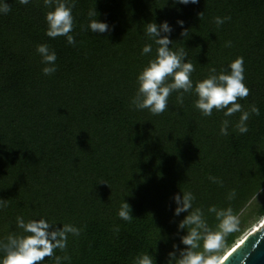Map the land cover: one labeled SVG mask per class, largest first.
<instances>
[{"label": "trees", "instance_id": "16d2710c", "mask_svg": "<svg viewBox=\"0 0 264 264\" xmlns=\"http://www.w3.org/2000/svg\"><path fill=\"white\" fill-rule=\"evenodd\" d=\"M8 3L11 11L0 15V200L6 203L0 240L29 235L16 227V217L44 218L53 224L50 230L73 224L82 232L69 235L67 248L56 249L43 264H55L57 256L68 257L62 264H132L147 251L156 264H165L173 244L184 247L179 237L186 232L177 226L187 213L173 215L172 197L180 191L193 193V209L201 208L212 228L210 206L233 208L239 230L225 238L224 248L264 215V199L258 202L264 196V0L187 6L172 0H76L70 33L75 46L46 35L45 15L52 9L43 0ZM94 8L111 26L109 33L86 30ZM216 17L231 19L218 27ZM163 21L174 29L169 47L183 48L195 68L194 84L210 69L219 73L243 58L249 96L238 103L259 110L250 116L247 134L234 130L240 113L202 116L194 94H184L180 104L179 93H172L160 115L133 109L136 77L157 47L144 34L147 23ZM184 30L189 36L181 35ZM41 44L57 56L51 76L43 74L46 65L36 53ZM146 44L153 47L147 56L141 54ZM225 119L231 122L227 136L220 134ZM233 189L236 198L228 201ZM124 200L132 208L131 222L117 215Z\"/></svg>", "mask_w": 264, "mask_h": 264}, {"label": "clouds", "instance_id": "9594fccd", "mask_svg": "<svg viewBox=\"0 0 264 264\" xmlns=\"http://www.w3.org/2000/svg\"><path fill=\"white\" fill-rule=\"evenodd\" d=\"M32 0H19L20 4L28 5ZM199 0H172L173 5L198 4ZM44 7L52 9L45 15L47 24L46 35L55 39L65 37L69 45L75 46L76 41L72 33L74 27L73 9L76 0H43ZM11 11L8 0H0V15H7ZM96 9L88 12L89 23L87 31L95 34L109 33L112 28L107 22H102ZM203 19V13L199 14ZM230 17H216L215 24L219 27L230 20ZM177 25L184 26L182 20H177ZM173 27L163 21L160 24L155 22L147 23L145 35L157 46L155 57L150 59L147 65L136 77L137 91L131 100L134 110H148L152 115H160L168 109V98L174 92L179 93L177 102L182 104L184 94H194V108L202 116L209 117L213 110L223 111L225 117H232L240 113L238 122L235 124V131L241 135L249 131L248 121L252 114L259 115V110L254 105L244 110L238 100H244L249 96V89L245 85V69L242 57L230 62L226 69L219 73L215 68L210 69L207 78L193 83L191 77L195 68L191 62H187V53L183 48L172 50L169 45L173 44L170 39ZM183 37L189 36L188 30L181 32ZM226 47H231V42H226ZM153 52L152 44H146L142 49V55H149ZM36 53L41 57V63L46 65L42 72L45 76H51L57 71V56L49 49L47 44L37 45ZM231 125L229 119L222 122L220 134L227 136ZM212 183L223 185V182L214 176H209ZM258 194V193H257ZM257 194L255 199L257 200ZM236 191L233 189L226 195L228 201L236 198ZM176 207L173 215L179 217L187 213L184 219L178 224L177 231H185L186 234L179 237L180 244H173V250L167 253L165 264H221V256L225 247V238L239 230V217L232 207L210 206L207 212L214 216L215 228L209 226L205 213L201 208L193 209L195 196L192 192L186 191L176 193L172 197ZM6 207L4 200H0V209ZM119 219L131 222L134 218L131 206L124 200L118 213ZM16 227L29 235H9L5 240H0V264H43L46 257L53 258L54 251H61L67 248L69 235L79 237L82 228L73 224H63L55 230H50L53 224L44 218L32 219L25 222L21 216L16 217ZM118 232L119 228H114ZM259 242L253 245V251ZM250 255V254H249ZM55 264H62L68 257H54ZM248 256H245L241 264H246ZM132 264H156L153 255L140 253L132 260Z\"/></svg>", "mask_w": 264, "mask_h": 264}, {"label": "water", "instance_id": "95a60500", "mask_svg": "<svg viewBox=\"0 0 264 264\" xmlns=\"http://www.w3.org/2000/svg\"><path fill=\"white\" fill-rule=\"evenodd\" d=\"M257 242L259 245L253 251ZM245 256H248L246 264H264V225L260 230L246 234L241 244L222 258L221 264H241Z\"/></svg>", "mask_w": 264, "mask_h": 264}, {"label": "rangeland", "instance_id": "374dc122", "mask_svg": "<svg viewBox=\"0 0 264 264\" xmlns=\"http://www.w3.org/2000/svg\"><path fill=\"white\" fill-rule=\"evenodd\" d=\"M264 199V196L263 197H259L258 198V202H261L262 200ZM264 218V215L262 216H259V217H256L255 219H253V221L248 224L245 229L243 230L242 234L235 240L234 243H236L238 241V239H240L243 235H245L246 233H248V231L253 227L255 226L256 224H258L259 222H261V220ZM262 227V225L258 226V229H260ZM232 246V245H231ZM230 246V247H231ZM230 247H226L223 249V252L222 254H224V252H226Z\"/></svg>", "mask_w": 264, "mask_h": 264}, {"label": "bare ground", "instance_id": "6f19581e", "mask_svg": "<svg viewBox=\"0 0 264 264\" xmlns=\"http://www.w3.org/2000/svg\"><path fill=\"white\" fill-rule=\"evenodd\" d=\"M260 225H262V227H263V225H264V218L261 220V222H259L258 224H256L255 226H253L249 231H248V233H250V232H254V231H258V230H260V229H258V226H260ZM248 233H246V234H248ZM245 234V235H246ZM245 235H243L240 239H238V241L236 242V243H234L226 252H224V254H222V256H221V261H222V258L225 256V255H227L233 248H235L237 245H240L241 244V241H242V239L244 238V236Z\"/></svg>", "mask_w": 264, "mask_h": 264}]
</instances>
